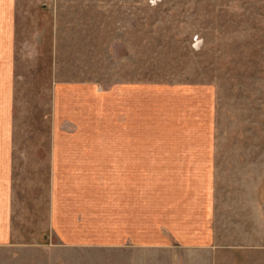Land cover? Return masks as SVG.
<instances>
[{
    "label": "rangeland",
    "instance_id": "1",
    "mask_svg": "<svg viewBox=\"0 0 264 264\" xmlns=\"http://www.w3.org/2000/svg\"><path fill=\"white\" fill-rule=\"evenodd\" d=\"M17 21L20 202L0 264H168L156 251L111 246L121 242L122 124L130 147L161 149L165 163L170 150L205 148V101L214 242L237 246L229 253L242 264H264V0H17ZM125 95L142 119H123ZM59 147L91 148L97 171L53 170ZM179 158L132 173L131 184L139 175L146 193L201 194L205 172ZM154 220L147 214L146 234L131 242H159Z\"/></svg>",
    "mask_w": 264,
    "mask_h": 264
},
{
    "label": "crops",
    "instance_id": "2",
    "mask_svg": "<svg viewBox=\"0 0 264 264\" xmlns=\"http://www.w3.org/2000/svg\"><path fill=\"white\" fill-rule=\"evenodd\" d=\"M17 29V0H0V245L11 243L13 235L17 234L18 202H20L19 189L14 176V169L17 166L15 156L19 154L12 146L13 60L15 59L14 45L17 39ZM129 90H125L128 96ZM62 91L63 88L57 89L58 97ZM205 93L206 100H209L206 88ZM128 96L125 95V102L128 101V103H125L123 119H142L140 108L130 110ZM57 106L60 107L59 101H57ZM202 115L205 116V148L187 147L181 151L170 150L169 155L164 157L168 158L165 163L161 157L163 156L161 149L147 151L139 145L130 147L128 126H124L125 121L123 120L122 139L125 142L120 150L123 172L121 242L111 245L112 247L117 246L129 251L132 249L134 252L156 251L165 258L168 264H242L241 260L235 258L236 255L229 253L238 252L237 246L214 242L211 184L213 151L210 147L211 116L208 101H205V115ZM183 119L199 118L185 115ZM185 129L189 131L188 126ZM50 155L53 170L65 171L66 167L73 166V170L71 168L68 170L76 171L81 166H87L88 170L97 171V157L94 152L92 153L91 148L89 150L86 148H52ZM178 156L183 161L180 165L184 166V170L198 171L199 169L205 172L202 177L201 194H195L193 188L186 189V195L181 197L173 195L172 191H166V194L162 193L158 196L155 193H146L145 184L139 179V175L138 179L133 180L131 184L132 173L147 171L149 170L147 166H157V169L163 165L176 167L179 165ZM187 187L190 188V185ZM61 191L65 193L62 188L59 192ZM66 198L61 197L59 200L61 203H66ZM151 203H155L154 206L150 207ZM179 203L185 205L180 216L177 206ZM55 209L52 215L55 214ZM147 214H152L155 219L154 235L159 233L162 239H157L159 242H146L145 240L131 242V237L146 234L143 221ZM237 256L241 258L240 253Z\"/></svg>",
    "mask_w": 264,
    "mask_h": 264
}]
</instances>
